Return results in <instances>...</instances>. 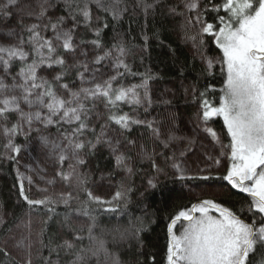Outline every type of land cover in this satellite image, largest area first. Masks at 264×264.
Returning <instances> with one entry per match:
<instances>
[{
    "label": "snow or ice",
    "instance_id": "1",
    "mask_svg": "<svg viewBox=\"0 0 264 264\" xmlns=\"http://www.w3.org/2000/svg\"><path fill=\"white\" fill-rule=\"evenodd\" d=\"M63 2L67 16H50L51 4L44 0L39 11L28 12L33 22L23 24L21 20L20 30L9 28L2 33L4 39H0V161L17 165L19 198L30 209L42 207L50 214L43 221L44 227L35 232L31 217L21 221L16 228L23 227L27 234L19 236L0 216V226H4L0 254L19 257L16 264H34L33 251L41 264H61L64 257L69 258L64 264H121L105 241L97 238L95 230L101 227V214L129 212L134 189L121 181L110 198L96 195L89 187V173L82 171L87 157L105 144L116 169L131 176L132 157L120 151V139L111 135L113 126L120 133L130 132L134 126L145 127L162 149L171 148L176 137L169 134L163 138L155 121L139 115L140 109L146 113L152 104L149 81L155 77L151 70L134 72L126 60V44L117 41L108 46L102 40L104 30L111 27L115 31L123 19L126 9L119 7L121 0H112L111 4L107 0H84L82 5L78 0ZM159 2L140 0L146 17L154 13ZM17 6L18 0H4L0 3V17L9 18ZM168 10L185 18L184 39L200 56L205 73L214 77L218 67L223 78L219 89L208 85L199 92L200 110L196 113L201 130L221 151L216 156L205 153L204 166L197 165V171L192 173L184 159L186 151L167 155L153 149L148 153L141 145V156L151 162L155 173L147 180L145 192L156 189L161 176L171 174L180 182L222 180L226 185L214 197L227 198L235 190L246 194L247 201L233 209L216 198H197L173 214L167 224L166 264H264V0H181ZM81 28L95 38L78 40ZM206 38H211L219 56L209 54ZM144 40L147 44L148 37ZM89 43L95 52L91 59L81 49V45ZM102 69L108 70L106 77ZM46 72H51V77L43 74ZM136 76L140 77L139 83H125ZM217 91L218 100L210 99L209 92ZM125 106L130 111H123ZM217 118L223 122L227 144L211 126ZM101 119L104 122L97 131L95 122ZM51 128L56 129L55 137L48 133ZM33 133L60 166L52 178L39 169L33 172L30 167L28 174L20 171L18 157L23 146L17 138L23 136L27 140ZM127 142L136 144L134 140ZM157 156L163 157L164 167L156 162ZM222 161L227 162L224 174H214ZM37 177L46 185L37 188L44 195L32 198L29 191L37 185ZM57 184L74 187L86 198L80 200L71 192H56ZM73 200L78 207L72 208ZM60 205L69 210L64 221L73 238L58 240L56 234L45 238L48 221L59 215ZM72 213L87 218L89 246H83L84 229L71 227ZM136 220L139 226L130 221V227L123 228L117 222L111 229L101 230L111 231L121 240L138 238L144 222ZM45 249L47 256L43 255Z\"/></svg>",
    "mask_w": 264,
    "mask_h": 264
},
{
    "label": "trees",
    "instance_id": "2",
    "mask_svg": "<svg viewBox=\"0 0 264 264\" xmlns=\"http://www.w3.org/2000/svg\"><path fill=\"white\" fill-rule=\"evenodd\" d=\"M82 5L84 0H78ZM109 4L112 0H107ZM152 3L153 0H147ZM51 4L52 17L58 15L67 16L64 10L63 0H48ZM177 0H160L155 8L154 13L145 16L140 0H121L119 7L126 9L123 13V19L113 31L111 27L104 30L102 40L105 45L111 46L117 41H123L129 53L126 57L127 63L134 72L145 73L151 70V74L155 77L149 81V89L152 99L151 108L148 114L154 115L160 126L162 127V137L167 138L169 134L177 135L186 130L187 123L195 119L196 113L200 110L199 92L203 91L208 85L219 89L222 86L223 78L219 74V68L215 69L214 77L208 76L204 71V66L199 59L192 54L188 48V42L184 39L185 34V18L179 15H173L169 12V6L177 5ZM103 15V13H101ZM9 19L0 17L4 23L18 25L19 14L12 15ZM79 19V17H77ZM111 21V17L108 16ZM71 21L68 24L71 26ZM147 36V44L144 37ZM87 41L93 40L95 37L91 32H87L81 28L77 33V39ZM209 41V54L219 56L218 49ZM90 44V43H89ZM58 71V69H57ZM74 74L68 79L71 80ZM140 77H129L125 83H139ZM195 89V95L193 90ZM219 92H209V98L218 100ZM123 110H128L127 106ZM147 115V114H146ZM215 129L220 132L223 141L227 144L228 140L226 132L223 128V122L217 118L211 122ZM56 131V129L54 128ZM124 144L127 145L126 155L132 157L134 173L128 176L121 173L115 167V161L109 151L98 146L94 154L87 157V165L82 169L88 172L90 176L89 187L93 192H97L99 185H104L109 191L117 190L118 184L123 181L134 189L132 194V203L127 214L110 215L101 214V227L95 230L97 238L102 239L106 243L109 252L119 258L121 264H166V245H167V224L169 218L182 208L190 206L193 201L189 196L188 189L199 187H217L226 185L222 180L212 179L208 181H186L180 182L174 180L172 176L160 177L159 186L156 189H148L147 180L154 176L151 162L147 158H138L133 155V150L129 147L128 140L136 141L141 147L143 145L149 153L155 149L157 152L163 151L170 155L172 148L162 149L158 142L154 141L151 132L142 126H134L130 132L122 133ZM19 137L17 143H21ZM0 152L3 148L0 147ZM156 162L161 167L165 166L162 156L156 157ZM16 167L14 163L8 161H0V211L7 217L6 226L14 228L18 222L27 216H38L43 221L48 220L49 213L46 209L40 207L35 210L30 209L24 203L18 194V185L16 180ZM66 189L73 196H79L80 200L85 199L82 192H78L74 187L68 186ZM145 194L141 196V193ZM219 202L236 209L241 202L247 201L246 195H241L232 190V195L227 198H219ZM72 208L78 207L74 200ZM69 210L64 206L57 208L59 215H54L48 221L46 226V237L56 234L57 239H72V233L68 224L64 221V214ZM76 215H70V224L72 228L79 230L83 228L81 235L85 236L83 246H89L90 241L87 239V226H76L71 222V218ZM82 215V214H78ZM136 218H140L144 222V230L139 234L138 238H128L121 240L111 231H102L101 228L111 229L117 222L123 227H130V221L133 225H137ZM4 237V226H0V240ZM43 255L47 256L45 249ZM154 257V261L152 259ZM69 259L64 257L61 264ZM103 260V258H102ZM0 264H16V259L4 257L0 254ZM35 264H41L39 255L35 254ZM95 264V261L92 262Z\"/></svg>",
    "mask_w": 264,
    "mask_h": 264
},
{
    "label": "rangeland",
    "instance_id": "3",
    "mask_svg": "<svg viewBox=\"0 0 264 264\" xmlns=\"http://www.w3.org/2000/svg\"><path fill=\"white\" fill-rule=\"evenodd\" d=\"M2 2H4V0H0V3H2ZM43 2H44V0H18V6L12 8L13 15H15V13H16V14H19V16H20L18 23H17L18 25H15V24L11 25L8 23H4L3 21L0 20V39H4L2 33L6 32L9 28H15L17 30H20L21 20L23 21V24H29V23L33 22V18L28 16V12L39 11V4L43 3ZM180 2H181V0H177V3H180ZM48 13L50 16H52L50 8L48 10ZM185 15H187V14H185ZM10 17H13V16H10ZM9 18H7V19H9ZM68 26H70V25L68 24ZM187 42H188V48L190 49L192 54H194L197 57V59H199L201 64L203 65V63L200 59V56L197 54L196 50L192 47V45L189 41H187ZM81 49L83 51H86L89 53V59H91L92 55L95 54L91 44L81 45ZM69 62L71 63V60ZM55 71H57V69ZM102 73L105 77L109 74L107 69H102ZM43 74L51 77V72H46ZM72 74H74V73H72ZM150 108H151V106L148 107V110L146 113L143 111V109H140L139 115L142 119L155 121L156 126L160 129L161 134H163V131H162L163 129L160 126V122H158L157 118L154 115L148 114ZM128 110H130V109L128 108ZM123 111H125V110H123ZM103 122H104L103 119L95 122L97 124V131H99V124L103 123ZM186 125H187L186 130H184L183 132H181L180 134L177 135V138L173 142L171 148L173 150L172 152H176V153H179V151H181V150L186 151V156L184 157V159L187 161L190 172L195 173L197 171V165H199L200 167L204 166L202 161L204 160V154L205 153L216 156L219 154L221 149H220V146L218 144H214V142L211 141V138L207 137L206 134L201 130V128L199 126V122L197 121L196 117H195V119L191 120ZM211 126L215 129V126L213 124H211ZM48 133H50L53 137H55L56 131L54 130V128H51L50 130H48ZM48 133H45V134H48ZM111 135L112 136H118V138L120 139V142H121L120 151L124 152L126 154L128 149L126 148L127 145L124 144V142H123L122 133H120L119 130L115 129V126H113V130L111 131ZM221 138H222V136H221ZM19 139L21 140L20 144L23 146L21 154L18 157L20 171L26 172V174H28L27 169L30 167L33 170V172H35L36 169L41 170V172L47 178L54 177L56 170H58V168L60 166L55 162V160L53 158H50L48 150L45 149L41 145L39 139L37 138V134L33 133L32 136L27 140H25L23 136H20ZM190 141H193V143H191V145L189 144ZM99 146L103 147L105 150L109 151L111 154V151L107 145L101 144ZM129 147L133 150V155L135 157L142 158L141 147H139L137 144H135V146L129 145ZM189 148H190V150H189ZM172 152H171V154H172ZM142 159H144V158H142ZM226 163H227L226 161H222L221 168L219 170L214 169V174L218 173L219 175H223L224 174L223 168H224V165ZM64 167L66 168L67 164H65ZM118 171L125 174V172H123V171H120V170H118ZM169 175L171 176V174H169ZM161 177H164V176H161ZM45 186L46 185L42 181H39V179L37 177V185L33 186L31 188V190L29 191V195L32 198H41L44 195V193L38 191L37 188L38 187L42 188ZM48 187H49V192L50 193L53 192V188L51 186H48ZM67 187H68V185L57 184V186L55 187V191L56 192H60V191L70 192V191H68V189H66ZM26 188H27V185H26ZM219 191H220V188H217V187H210V188L199 187V188L188 189L189 196L191 197V199L193 201H196L197 198H200V199H204V198L219 199L220 197H214V195H213L214 193L219 192ZM95 194L100 195L103 198H110V196L113 194V192L109 191L106 186L99 185L97 188V192ZM73 201H72V203H73ZM60 206H63V205H60ZM0 216H3L5 221L7 220V217L5 215H3L1 213V211H0ZM29 217H31V219L33 221L32 228H33L34 232L38 231L42 226L41 218L38 216H27L24 219H22L21 221H27L29 219ZM21 221L18 222L17 224H20ZM71 222L76 226H86L87 225V218L84 217L83 215L76 214L71 218ZM13 230L16 232V234L18 236L21 234H23V235L27 234V230L24 229L23 227L16 228V226H15L13 228ZM33 238H35V237H33ZM35 254H36V252L33 251L34 264H35ZM17 259H19V257H17L16 260Z\"/></svg>",
    "mask_w": 264,
    "mask_h": 264
},
{
    "label": "flooded vegetation",
    "instance_id": "4",
    "mask_svg": "<svg viewBox=\"0 0 264 264\" xmlns=\"http://www.w3.org/2000/svg\"><path fill=\"white\" fill-rule=\"evenodd\" d=\"M235 191V190H234ZM236 192V191H235ZM239 194H241V193H239ZM242 195V194H241ZM244 195H246V194H244Z\"/></svg>",
    "mask_w": 264,
    "mask_h": 264
},
{
    "label": "water",
    "instance_id": "5",
    "mask_svg": "<svg viewBox=\"0 0 264 264\" xmlns=\"http://www.w3.org/2000/svg\"><path fill=\"white\" fill-rule=\"evenodd\" d=\"M242 194V193H241ZM243 195V194H242Z\"/></svg>",
    "mask_w": 264,
    "mask_h": 264
}]
</instances>
